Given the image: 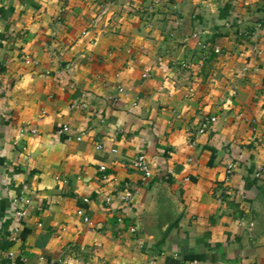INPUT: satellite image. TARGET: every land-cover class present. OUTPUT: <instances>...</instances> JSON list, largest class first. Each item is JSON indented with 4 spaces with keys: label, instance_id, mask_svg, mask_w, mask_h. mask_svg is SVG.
Wrapping results in <instances>:
<instances>
[{
    "label": "crops",
    "instance_id": "0c3cea01",
    "mask_svg": "<svg viewBox=\"0 0 264 264\" xmlns=\"http://www.w3.org/2000/svg\"><path fill=\"white\" fill-rule=\"evenodd\" d=\"M0 264H264V0H0Z\"/></svg>",
    "mask_w": 264,
    "mask_h": 264
},
{
    "label": "built area",
    "instance_id": "2783aa9c",
    "mask_svg": "<svg viewBox=\"0 0 264 264\" xmlns=\"http://www.w3.org/2000/svg\"><path fill=\"white\" fill-rule=\"evenodd\" d=\"M216 51H219V49L216 48ZM212 120H214V118H212ZM133 164L137 168H139V170L142 171V173L144 174L145 177L150 176V174H151V166H150V164H149V162L146 159V156L144 154H141L137 158H135V160L133 161ZM231 167H232V162H230V164H229V168L230 169H231ZM102 168H103V166H102ZM136 191L137 190L133 186H131V185L126 183L124 185V187H123V191H122V193L120 195V199L124 200V201H129V200H131L133 198V195H134V193ZM16 200L18 202H23V201L26 200V197H25V195L20 194ZM85 220H87L86 217H85Z\"/></svg>",
    "mask_w": 264,
    "mask_h": 264
}]
</instances>
